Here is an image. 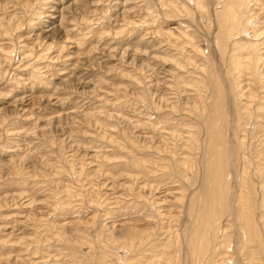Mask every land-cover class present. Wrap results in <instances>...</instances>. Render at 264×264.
<instances>
[{"label": "rangeland", "instance_id": "rangeland-1", "mask_svg": "<svg viewBox=\"0 0 264 264\" xmlns=\"http://www.w3.org/2000/svg\"><path fill=\"white\" fill-rule=\"evenodd\" d=\"M172 2L0 0V264H148L144 249L167 257L171 237L200 231L183 194H208L202 172L189 190L174 169L185 95L170 59H183L181 29L205 48L208 28L190 1L189 12ZM204 2L211 17L220 4ZM53 8L61 17L42 40ZM227 219L215 241L229 238L233 251L214 260L243 264L253 249ZM248 244L264 264V248Z\"/></svg>", "mask_w": 264, "mask_h": 264}, {"label": "bare ground", "instance_id": "bare-ground-1", "mask_svg": "<svg viewBox=\"0 0 264 264\" xmlns=\"http://www.w3.org/2000/svg\"><path fill=\"white\" fill-rule=\"evenodd\" d=\"M188 1L190 6L203 13L200 22L208 31L203 33L204 48L195 33L180 28L185 44L183 59H170L174 67L182 69L183 75L179 73L175 80L182 86L179 92L185 95L182 125L185 156L174 169L183 178L185 189L188 187L189 190L202 172L208 194H183L187 217L189 220L194 218L197 227L201 226L199 232L192 233V227L186 236L182 234L177 240L171 237L167 257H162L151 247L144 250H148V258L152 260L148 264L159 261L161 264H178L176 251L179 247L176 246L183 241L184 264L186 257L192 264L221 263L214 260L220 249L225 247L233 251L229 238L222 243L215 241L219 219L227 215L228 229L236 221L247 243L243 248L253 249L249 251L252 256L243 264H262L256 250L248 243L264 248V225L260 230L256 223L257 219L264 220V0H217L220 5L213 9L211 17L204 0H185V3L173 0L172 8L189 12ZM59 11L53 8L48 12L49 21L45 29L39 30L42 33L37 34L42 40L54 32L55 23L61 17ZM212 26L215 31L210 37ZM52 45L50 42L45 47L50 49ZM193 197H197L196 204H193ZM124 244L126 248L122 249L129 254L136 247L134 241ZM209 251L212 260L205 257ZM227 255L222 264H234V256Z\"/></svg>", "mask_w": 264, "mask_h": 264}]
</instances>
